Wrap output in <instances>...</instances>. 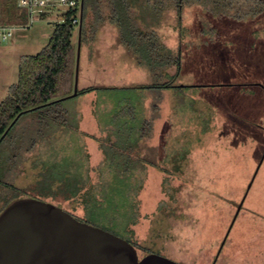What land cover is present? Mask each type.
<instances>
[{"label": "rangeland", "instance_id": "1", "mask_svg": "<svg viewBox=\"0 0 264 264\" xmlns=\"http://www.w3.org/2000/svg\"><path fill=\"white\" fill-rule=\"evenodd\" d=\"M32 17V25L28 14L26 24L0 41V103L18 82L22 58L42 51L62 12ZM181 30L174 11L159 28L163 42L174 51L180 47L183 61H190L183 62L178 83L205 87L111 91L109 100L96 101L99 130L89 114L80 130V109L89 105L87 100L72 98L52 109L59 123L67 122L62 127L40 120L39 113L22 119L0 146V197L5 193L2 200L8 201L18 192L17 200L60 207L131 239L140 258L152 251L183 264H264V160L258 168L264 155V13L238 21L188 7ZM116 33L108 23L102 25L96 44L107 57L114 47L115 60L124 55L126 65L128 55L120 52ZM73 41L78 52L79 26ZM83 43L81 63L87 58ZM118 69L126 78L145 79L126 66ZM152 80L149 74L148 82L137 85ZM156 101L161 110L151 136L138 142L140 150H129L135 159L109 155L105 162L100 145L112 153L138 141L137 134L128 138V129L138 133L141 111ZM122 108L137 113L135 119L124 120L118 113ZM122 121H129L125 131ZM140 155L148 163L139 162ZM7 183L19 191L9 192Z\"/></svg>", "mask_w": 264, "mask_h": 264}, {"label": "trees", "instance_id": "2", "mask_svg": "<svg viewBox=\"0 0 264 264\" xmlns=\"http://www.w3.org/2000/svg\"><path fill=\"white\" fill-rule=\"evenodd\" d=\"M188 7H199L214 16H226L238 21L253 20L264 13L263 0H84L81 13V43L92 39L94 35L98 34L99 28L108 23L115 28L119 42L132 55L135 64L146 69L153 79L149 85L113 87L111 88L113 92L121 90L140 92L151 89L165 91L174 88L205 87L178 83L182 74L183 62L185 61L187 65L190 61L188 59L186 61V58L183 61V50L178 47L177 51H174L168 47L159 33V28L166 15L170 11H174L179 34H181L183 13ZM65 17L64 22L56 24L48 44L41 52L22 58L19 65L18 82L10 86L8 95L0 103V146L8 139L22 119L35 113L40 114V120L51 119L59 127L66 125L67 122L64 119L59 123L52 109L64 101L99 89L96 87L78 89L76 96L66 98L74 92L77 48L73 41V32L76 26L71 24V14H67ZM27 20L28 13L18 6V0H0V25L21 26L26 24ZM171 68L175 69L174 73L170 72ZM241 86H245V84ZM251 86H260V84H251ZM160 110L158 101L152 108L144 107L140 118L144 123L140 126L139 134L138 130L131 133L134 129H128L130 132L128 138L130 139L132 134H137L138 141L133 143L129 141L122 150L112 153L104 151L105 148L100 145L105 162L107 158H110L109 155L120 156L125 160L135 159L129 150L135 148L140 150L138 142L151 136L153 122L157 119ZM118 113L124 120H134V116L137 114L127 112L123 108L119 109ZM127 122L129 121H122L120 126L122 130ZM122 130L119 129V131ZM145 130H148V135ZM46 134L45 132L41 133L43 137L48 136ZM110 134L111 131H108L107 135ZM136 157L139 158L137 159L139 162L148 163L141 155ZM177 169L178 171L182 170L181 167ZM6 187L12 193L19 191L17 186L11 183H7ZM72 194L76 195V193ZM216 194L221 195L217 192ZM16 195L8 201L2 200L7 199L4 197L5 193L4 196L1 195L0 201L3 205L0 214L18 199ZM221 198L228 199L225 195L223 197L221 195ZM246 198L247 194L244 204H246ZM136 211H139V207ZM138 221L135 220L134 223L137 224ZM130 234L134 236L135 232ZM126 240L137 248V244L131 239ZM150 253L153 252L149 251L147 254Z\"/></svg>", "mask_w": 264, "mask_h": 264}, {"label": "water", "instance_id": "3", "mask_svg": "<svg viewBox=\"0 0 264 264\" xmlns=\"http://www.w3.org/2000/svg\"><path fill=\"white\" fill-rule=\"evenodd\" d=\"M83 3L84 0L81 8ZM81 29L82 15L74 92L66 98L74 97L78 93ZM263 160L264 155L258 168ZM245 196L237 207L234 220L242 208ZM0 264L183 263L156 253L140 258L137 248L126 239L81 221L53 204L24 198L14 201L0 214Z\"/></svg>", "mask_w": 264, "mask_h": 264}, {"label": "crops", "instance_id": "4", "mask_svg": "<svg viewBox=\"0 0 264 264\" xmlns=\"http://www.w3.org/2000/svg\"><path fill=\"white\" fill-rule=\"evenodd\" d=\"M99 38V34H96L93 36L92 39H88L87 42H84L83 44L86 47V60L85 62L81 63V55H80V64H79V77H78V89H84L88 87H96L99 88L97 90H94L92 92L86 93L81 96L74 97V100H87L89 102V105L84 107V109H80L82 113V119H81V129H83V123H85V115H88L92 117L93 126L95 125V128L99 130V126L96 123V118L94 117L95 114V106L97 100H109L107 93H110L112 91L111 88L117 87H128L132 85H137L142 82L147 81V77L149 75L148 71L142 67H138L134 61L132 55L125 49V47L119 42L117 33H116V40L117 45L121 53L125 54L127 53V61L126 65L124 64L125 60L123 59L124 55H121L122 58L119 60H115L116 56H114V47H112L110 52V56H105L103 54V51L105 48L100 47V45H97V41ZM114 50V51H113ZM83 55V54H82ZM115 57V58H114ZM113 59V60H112ZM120 62L118 65H116L117 62ZM118 66V67H117ZM126 66L128 71L131 73H138L143 74L145 79L140 80L138 78H132L131 76L127 77L124 76L123 72L119 67ZM126 70V71H127ZM149 79V78H148ZM149 81V80H148ZM147 81V82H148ZM103 93V94H102ZM101 94V96H100ZM101 97V98H99ZM80 103V102H79ZM80 106V104H79ZM82 131V130H81Z\"/></svg>", "mask_w": 264, "mask_h": 264}, {"label": "built area", "instance_id": "5", "mask_svg": "<svg viewBox=\"0 0 264 264\" xmlns=\"http://www.w3.org/2000/svg\"><path fill=\"white\" fill-rule=\"evenodd\" d=\"M82 0H18V6L25 9L31 16L30 25L33 24L34 14L46 15L49 11L62 12V18L55 23H62L67 14H71V24L79 26L81 23ZM17 26L0 25V41H6L13 36Z\"/></svg>", "mask_w": 264, "mask_h": 264}]
</instances>
